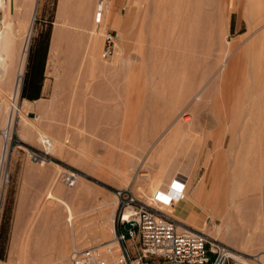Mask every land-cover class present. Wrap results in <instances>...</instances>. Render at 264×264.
Segmentation results:
<instances>
[{"label": "rangeland", "instance_id": "374dc122", "mask_svg": "<svg viewBox=\"0 0 264 264\" xmlns=\"http://www.w3.org/2000/svg\"><path fill=\"white\" fill-rule=\"evenodd\" d=\"M232 1L233 6L237 7L228 9L224 24L219 25V33L225 30L227 31L226 40L242 38L245 43H249L257 32L254 36H246L247 19L250 15L248 13L246 15L248 18H245L242 11L237 9L242 8L245 0ZM113 2L114 0L112 4ZM138 2L139 0H119L112 5L111 14H118L125 24L123 40H120L118 30L114 25L107 21L102 27H96L97 30H95L101 40L107 29L111 30L114 35V48L110 55L103 58L100 57L99 52L100 63L98 65L91 63L89 58L88 61L81 58L78 60L79 63L69 66L61 53L51 51L53 31L56 27H61L65 29L64 31H79V28L70 25L65 19L61 20L62 24L59 22V0L37 1V11H35L32 23L33 31L27 46L18 92L20 101L15 129L11 132L10 149L6 159L1 163L0 158L1 264H18L21 260L19 253H22V256L26 251L23 250L26 241L41 234L44 235L43 229L53 232L57 239L63 233L65 236L66 233L67 239L70 240L74 233L75 246L78 247L109 241L112 231L106 225L103 228L102 222L108 221L112 225L113 217L117 212L112 191L115 187L125 185H130L142 199L152 202L175 217L181 225L199 229L241 252L264 254L263 241L253 239V241L247 240L246 242L245 239L249 235L246 232L243 233L242 244L223 240L219 234H216L214 223H219V216L223 214L222 210H212L207 207L206 212H203L196 221L191 217L196 207L191 205L190 200L186 202L185 195H181L175 204L170 205L165 197L167 196L165 193H168L166 191H169L167 188L162 193L160 187V189L152 188V179L157 175L163 176L164 181L166 179L170 181L172 176L170 169L174 162L175 164L180 163L178 165L180 171L183 172L181 174L183 177L189 176V170L193 172L188 191L197 187L206 170L204 163L207 159H216L218 166L215 170L220 175V181L223 180L228 173V161L242 145L241 139L246 131L244 124L237 123L233 126L230 121H224V116L230 113L236 115L237 112L232 111L227 100L220 99L217 93L216 102L214 101L215 96L207 97V102L202 100L201 102H204H200V109L195 112V121L204 119L200 124L202 127L199 132L200 137V134L196 136L197 138L194 136V130L189 133L190 135L182 132L175 137L169 136L171 129L168 128L166 115L169 107L167 102L169 99L168 79L163 77V80L160 79L163 76L161 74L159 76L154 74V77L147 71L150 64L153 65L158 59H160L158 62L163 61L165 56H160L161 58L155 56L158 58L156 60L155 57L145 52L147 50L145 42L142 43L145 47L143 50L142 46H139L141 44L137 41V37L141 16H138L136 9ZM2 15L0 11V21H2ZM262 40H264V35ZM260 44L259 40L253 46L256 52H259ZM65 45V42L61 44L62 51H67ZM101 45L97 51L101 50ZM161 49L166 50L163 47H160ZM262 50L264 51V47ZM85 52L84 48V55ZM143 53H147L146 57ZM197 56L203 58L200 53H197ZM140 58L146 59L140 61ZM101 61L103 66H101ZM106 64L115 65V73L104 71ZM141 64L145 70L147 69L143 73L140 72ZM64 69L68 71L65 72ZM112 77L114 86L111 85L112 87L104 94L105 96L91 94L94 91L91 89L93 84L97 81H108L107 79ZM59 78L63 80L61 83L64 82L62 88L67 85L65 89L57 85ZM32 94H36V97H27ZM27 99L29 106H26L23 101ZM155 99L158 100L157 103L154 102ZM92 101L98 104L96 106L101 109V112L98 111V116L93 115L90 119ZM42 102L45 104V109H42L43 113L38 109V103ZM152 102L155 106L151 104ZM217 104H220V107ZM206 114L211 117L209 118ZM29 121H32L35 127L39 125V129L45 134L48 132L49 138L36 132L28 123ZM44 124L48 130L42 127ZM24 127L32 130L31 134H27L28 132L25 134ZM2 128L3 126H0L1 156L5 140L4 134L1 133ZM231 137L239 143L234 151L229 152L228 144ZM90 138L98 143L96 153L90 151L88 144ZM46 142L48 144H45ZM238 144L241 145L238 146ZM247 144L243 142L242 146L245 147ZM32 150L45 154L46 160L41 162L32 160L28 156V152ZM66 172H71L75 179L77 178V181L70 186L66 185L61 178V175ZM170 184L173 185V183ZM221 194L226 201L229 199L228 191L224 190ZM205 219L206 223H204ZM72 226L73 231H71ZM257 233L260 234V232ZM86 236L87 240L83 241ZM69 247L71 248V244L66 246L67 254L70 251ZM54 251L48 250L47 252L53 255ZM66 259L65 262L69 263L68 257ZM47 261L44 263L52 264ZM262 261L264 262L263 259Z\"/></svg>", "mask_w": 264, "mask_h": 264}, {"label": "bare ground", "instance_id": "6f19581e", "mask_svg": "<svg viewBox=\"0 0 264 264\" xmlns=\"http://www.w3.org/2000/svg\"><path fill=\"white\" fill-rule=\"evenodd\" d=\"M35 5L36 0H0V11L3 14L2 21H0V126H3L1 133L5 136L1 150L2 156L0 155L1 163L7 157L10 149L11 132L15 129L20 101L18 92L27 46L33 31ZM112 5V0H59V22L65 19L70 25L79 28V31H64L65 29L56 27L53 31L51 51L61 53L69 66L76 64L81 58H85L87 61L89 58L91 63L98 65L101 56L98 55L100 49L97 50L102 42H100L101 39L98 37L96 27H102L107 21L118 30L120 40L124 39L125 24L118 14H111ZM235 7L237 6H233L232 0H139L138 2L136 9L138 16H141L137 37V41L141 44L139 46L141 47L142 43L145 42L147 44L145 52L149 56H165L167 60L158 62L160 59L155 57L156 60L158 59L156 63L152 62L153 65L150 64L149 70H146L149 74L163 75L160 79L162 77L168 79L169 93L167 94L169 99L167 102L169 107L166 110V115L168 128L171 129L169 136L175 137L182 132L189 134L193 130L195 137L199 135L202 128L200 126L201 120L204 119L195 121V112L200 109V104L204 102L201 101L206 100L207 97L215 96L214 101L216 102L217 93H219L220 99L227 100L230 109L237 112L236 115L230 113L228 116H224V121H230L233 126L237 123L244 124L246 133L243 137L241 136V144L243 145V142L248 143V146L245 147L238 144L241 146L228 161V173L221 181L218 171L215 170L218 166L216 159H207L204 163L206 170L197 187L188 191V186L193 179V172L189 170V176L183 177L181 175L183 172L179 169L180 163L178 165L174 162L170 169L172 172L170 181H167L166 176V181H164L163 176L157 175L152 179V188L160 187L161 193L163 190L165 192L167 188L169 191H166L168 193H165L167 195L165 197L170 205L175 204L181 195H185L186 202L190 200L191 205L196 207L191 215L196 221L199 220L203 212H206L207 207L212 208V210H222L223 214L219 216V223H214V227L217 231L216 234H219L223 240L242 244L244 239L242 236L246 232L249 234L248 238L245 239L246 242L254 239L264 243V51L262 50L264 47V40H262L264 35V0H259V3L258 0H245L242 8H237L242 11L245 18H248L246 16L248 13L250 15V18L247 19L246 36H254V33L257 32L249 43H245L242 38L228 41L225 39L227 31L222 30L219 33V25L224 24L228 9ZM259 40L261 44L260 47L258 46L259 52H256L253 46ZM64 42L67 51H62L63 46L61 48V44ZM143 47L144 45L141 47L142 50ZM160 47L166 48V50L162 51ZM84 48L86 49L85 55L83 53ZM147 53H143L144 56ZM197 53H200L203 58H198ZM142 58L140 61L146 59L142 60ZM147 63L149 62L147 61ZM106 65L105 68L103 67L104 71L107 73L114 71L115 73V65ZM101 66H103V62ZM139 67L141 68L140 72L146 71L142 64ZM64 71L67 72L68 70L64 69ZM65 72L64 74H66ZM69 72H73V70H69ZM59 80L57 85H61L62 88L64 82L61 83L63 80ZM107 80L109 83L104 80V82L97 81L93 84L91 89L94 91L91 90V94L100 96L108 92L114 83L113 77ZM161 86L163 87V84ZM23 101L26 106H29V101ZM157 101L154 102L157 103ZM154 102L151 104L155 106ZM215 102L214 107L216 108ZM90 105H92L89 114L91 119L93 115L98 116L97 113L101 112V109H98V104L93 101ZM217 105L220 107V104ZM38 109L44 110L45 104L43 102L38 103ZM206 113L208 114V111ZM41 120L43 123V119ZM28 123L40 135L49 138L48 132L45 134L41 131L39 125L35 127L32 121ZM210 123L212 122L210 121ZM46 125L48 124L46 123ZM46 125L44 124L42 127ZM23 129L25 134L32 132L29 128L28 130L26 127ZM229 141V144L227 143L228 151L232 152L239 142L236 143L233 137ZM88 142L91 153H96L98 143L92 138ZM73 178L74 184L77 178L75 179L74 176ZM170 183H173L174 186ZM224 190L228 191L229 194L227 201L221 194ZM227 207L228 209H226ZM204 223H206V219ZM102 224L103 228L106 225L112 231L111 223L103 221ZM71 228L73 231L74 227ZM43 231L44 235L34 236V239L26 241L23 249L26 251L22 256V253H19L21 264H31V262L32 264H45L44 261L47 260L52 264H69L65 262L69 255V252L66 253L68 249L66 246L67 244H71V247L75 246L74 233H72V238L68 240L66 233L65 236L63 233L57 239L53 232H48L47 229H43ZM56 232L58 231L56 230ZM48 250H55L54 254L51 255L50 251L47 252ZM257 255L261 263L264 264L262 261L264 254Z\"/></svg>", "mask_w": 264, "mask_h": 264}, {"label": "built area", "instance_id": "2783aa9c", "mask_svg": "<svg viewBox=\"0 0 264 264\" xmlns=\"http://www.w3.org/2000/svg\"><path fill=\"white\" fill-rule=\"evenodd\" d=\"M114 35L103 33L101 57L110 55ZM35 161L46 155L29 151ZM70 186L73 174L61 175ZM116 214L112 237L107 242L72 246L69 264H262L257 254L241 252L199 229L179 224L169 213L137 195L130 185L115 187ZM128 227H124V223Z\"/></svg>", "mask_w": 264, "mask_h": 264}, {"label": "crops", "instance_id": "0c3cea01", "mask_svg": "<svg viewBox=\"0 0 264 264\" xmlns=\"http://www.w3.org/2000/svg\"><path fill=\"white\" fill-rule=\"evenodd\" d=\"M37 1L38 0H36V5H35V11H37ZM119 0H114V2H118ZM114 2H113V4H114ZM28 100V99H27ZM29 101V100H28ZM184 205V204H183ZM84 240H87V236L85 237V238H83V241ZM91 244H93V243H91Z\"/></svg>", "mask_w": 264, "mask_h": 264}, {"label": "trees", "instance_id": "16d2710c", "mask_svg": "<svg viewBox=\"0 0 264 264\" xmlns=\"http://www.w3.org/2000/svg\"><path fill=\"white\" fill-rule=\"evenodd\" d=\"M35 88H37V87H35ZM27 97H29V98H34V97H36V94L27 95Z\"/></svg>", "mask_w": 264, "mask_h": 264}, {"label": "water", "instance_id": "95a60500", "mask_svg": "<svg viewBox=\"0 0 264 264\" xmlns=\"http://www.w3.org/2000/svg\"><path fill=\"white\" fill-rule=\"evenodd\" d=\"M124 227H125V228L128 227V223H127V222L124 223Z\"/></svg>", "mask_w": 264, "mask_h": 264}]
</instances>
